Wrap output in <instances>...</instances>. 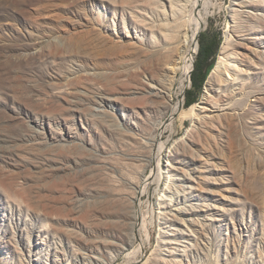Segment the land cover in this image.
Returning a JSON list of instances; mask_svg holds the SVG:
<instances>
[{
	"label": "rangeland",
	"instance_id": "1",
	"mask_svg": "<svg viewBox=\"0 0 264 264\" xmlns=\"http://www.w3.org/2000/svg\"><path fill=\"white\" fill-rule=\"evenodd\" d=\"M149 1L0 0V264H264V0L199 3L172 91ZM201 34L221 44L193 125L173 108ZM225 47L241 72L207 91Z\"/></svg>",
	"mask_w": 264,
	"mask_h": 264
},
{
	"label": "bare ground",
	"instance_id": "2",
	"mask_svg": "<svg viewBox=\"0 0 264 264\" xmlns=\"http://www.w3.org/2000/svg\"><path fill=\"white\" fill-rule=\"evenodd\" d=\"M199 3H201L203 9L206 10V8H209V5H211L210 3L212 2H210V0H150L147 8L151 15L150 18L149 16L147 17L149 18V22L147 23L144 22L145 20L142 21L136 18L138 24L143 29L150 31L151 35H153L154 37L156 36L157 43L162 46L163 49H165V52L159 55L155 61V66L157 68L159 76L161 77V79L159 77L160 80L158 81V85L161 90L169 91L173 87L176 81L174 80V78L178 73H182L185 76L184 79L189 78V71H191L190 62L192 61V55L195 53L196 50V34L202 28L205 17V15H201L200 11L197 14L195 12ZM189 28L190 30L192 29L191 36L186 35V31ZM174 44H180L179 48L175 50L176 47H173ZM240 72L241 68L236 64L232 53H228L226 47L223 48L221 56L219 57V60L216 63L206 83V90L212 91L213 86L216 83L219 84L221 82L222 76L223 78L225 76V79L231 78V80L233 81L235 76H237V74ZM167 73H170L171 76L169 77ZM166 78H168V80L166 83H164L163 80H165ZM181 85L179 87H181ZM148 94L151 97V101L154 103V107L157 112L160 111V109L166 107V105L164 104V95H162L164 93L161 94V92L159 93L154 91ZM166 94L168 95L170 93L166 92ZM168 97H170V95ZM208 106H210L209 98L205 99L203 105L198 108L188 107L187 109H182L181 106L177 105L176 107L172 108L174 111H180L179 114L182 120H193L192 122L194 125V123L196 122L195 119L198 120V118H201L200 115L205 116L210 115L212 113V110H210ZM169 125H167V127ZM155 127L156 128L154 130L158 135L164 129H166L165 124L163 123H160ZM230 129L233 130V127L230 126ZM183 148L185 147L183 146ZM172 150L173 151H169L167 154L165 153L167 161L171 160V158L176 159L178 155V153L175 152L176 147H173ZM163 152V145L160 144L151 162L157 161L161 156H163ZM178 169L181 168H177L175 169V171H179ZM155 172L156 175L158 174L159 176L158 178L156 176V179H159L161 172L159 171L158 167ZM142 179V182L138 186L139 191H142L147 184L145 182V179ZM149 236L147 235V237ZM133 239L134 238L132 236L129 237L130 244L133 243Z\"/></svg>",
	"mask_w": 264,
	"mask_h": 264
},
{
	"label": "trees",
	"instance_id": "3",
	"mask_svg": "<svg viewBox=\"0 0 264 264\" xmlns=\"http://www.w3.org/2000/svg\"><path fill=\"white\" fill-rule=\"evenodd\" d=\"M198 44L194 68L190 75L191 86L185 92L184 97L186 108L194 104L196 96L201 94L204 83L214 66L221 39L220 37L212 38L207 34H201L198 39Z\"/></svg>",
	"mask_w": 264,
	"mask_h": 264
}]
</instances>
